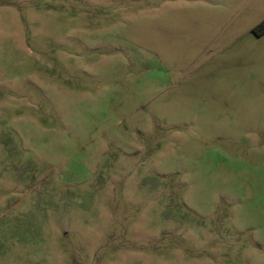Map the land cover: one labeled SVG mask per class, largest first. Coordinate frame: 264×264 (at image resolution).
<instances>
[{
	"label": "rangeland",
	"instance_id": "1",
	"mask_svg": "<svg viewBox=\"0 0 264 264\" xmlns=\"http://www.w3.org/2000/svg\"><path fill=\"white\" fill-rule=\"evenodd\" d=\"M264 0H0V264H264Z\"/></svg>",
	"mask_w": 264,
	"mask_h": 264
},
{
	"label": "trees",
	"instance_id": "2",
	"mask_svg": "<svg viewBox=\"0 0 264 264\" xmlns=\"http://www.w3.org/2000/svg\"><path fill=\"white\" fill-rule=\"evenodd\" d=\"M255 32L257 34H261L262 32H264V20L261 21L255 28H254Z\"/></svg>",
	"mask_w": 264,
	"mask_h": 264
}]
</instances>
